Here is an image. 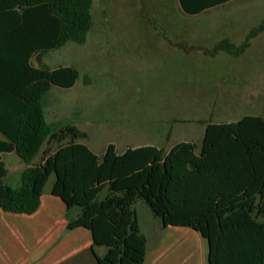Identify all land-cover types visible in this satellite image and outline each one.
<instances>
[{
    "label": "trees",
    "instance_id": "obj_1",
    "mask_svg": "<svg viewBox=\"0 0 264 264\" xmlns=\"http://www.w3.org/2000/svg\"><path fill=\"white\" fill-rule=\"evenodd\" d=\"M93 0H0V155L15 153L26 165L16 187L4 183L0 157V208L34 213L51 176V194L67 210V229H87L98 264H143L146 238L134 205L142 200L166 228H190L208 244L207 264H264V118L207 123L199 149L178 142L168 151L151 145L118 153L108 144L94 154L72 124L51 127L43 99L51 87L71 88L73 67L32 63L69 42L83 45ZM213 2L179 0L186 15ZM264 32V21L241 47L228 41L215 51L240 55ZM37 160V161H36ZM104 247V256L95 248Z\"/></svg>",
    "mask_w": 264,
    "mask_h": 264
},
{
    "label": "rangeland",
    "instance_id": "obj_2",
    "mask_svg": "<svg viewBox=\"0 0 264 264\" xmlns=\"http://www.w3.org/2000/svg\"><path fill=\"white\" fill-rule=\"evenodd\" d=\"M91 16L83 45L69 42L32 63L78 72L72 89L45 98V116L54 123L56 110L61 125L85 133L78 142L92 152L108 144L119 153L144 145L168 151L181 141L199 149L207 123L264 118V32L240 55L212 53L220 39L242 46L264 19V0L198 15L183 13L178 0H93ZM135 208L150 246L160 220L142 200Z\"/></svg>",
    "mask_w": 264,
    "mask_h": 264
},
{
    "label": "crops",
    "instance_id": "obj_3",
    "mask_svg": "<svg viewBox=\"0 0 264 264\" xmlns=\"http://www.w3.org/2000/svg\"><path fill=\"white\" fill-rule=\"evenodd\" d=\"M197 1L213 2L210 5L211 7L201 12L211 13L225 10L234 3L243 5L251 0ZM224 40L220 39L218 42L221 43ZM218 44L212 43V53L215 54L217 52L215 48ZM195 49L199 48L196 47ZM205 52L208 54L207 50ZM75 84L68 89L51 87L43 99V109L45 98L53 95V89L70 90ZM58 117L59 115L55 110L54 123H47L54 128L62 126ZM0 140H4L1 134ZM0 157L5 163L7 170L4 183L11 187L18 186L26 165L13 152L2 153ZM14 164L16 165L15 168ZM51 187L46 190L45 185L40 198V205L32 214L5 212L0 208V264H98L91 251L92 237L90 232L82 227L72 230L67 229L68 218L75 219L79 214V210L74 208L68 211L64 203L51 194ZM135 205H137V202ZM135 205L134 210L137 215L139 228L146 238L147 245L143 264H197V262L198 264H207V241L190 228L173 226L163 228L161 223L158 222L156 226L152 227L151 232L155 241L149 246L147 233L142 227ZM95 252L101 257L105 255L106 249L97 247ZM186 252L190 253V256L184 257Z\"/></svg>",
    "mask_w": 264,
    "mask_h": 264
},
{
    "label": "water",
    "instance_id": "obj_4",
    "mask_svg": "<svg viewBox=\"0 0 264 264\" xmlns=\"http://www.w3.org/2000/svg\"><path fill=\"white\" fill-rule=\"evenodd\" d=\"M41 55H38V58H40Z\"/></svg>",
    "mask_w": 264,
    "mask_h": 264
}]
</instances>
